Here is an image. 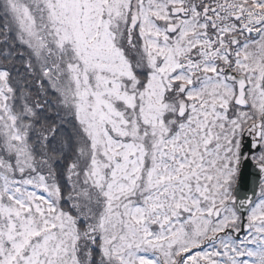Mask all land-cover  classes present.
Segmentation results:
<instances>
[{"label": "snow or ice", "instance_id": "6c2138e0", "mask_svg": "<svg viewBox=\"0 0 264 264\" xmlns=\"http://www.w3.org/2000/svg\"><path fill=\"white\" fill-rule=\"evenodd\" d=\"M0 264H264V0H0Z\"/></svg>", "mask_w": 264, "mask_h": 264}]
</instances>
